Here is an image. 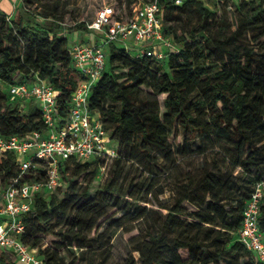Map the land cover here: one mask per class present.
Here are the masks:
<instances>
[{"label": "trees", "instance_id": "1", "mask_svg": "<svg viewBox=\"0 0 264 264\" xmlns=\"http://www.w3.org/2000/svg\"><path fill=\"white\" fill-rule=\"evenodd\" d=\"M22 1L14 19L0 13L3 137L25 136L46 127L35 104L25 112L16 99L9 103L1 85L8 89L47 82L56 91L61 115L67 117L83 78L74 67L72 32L68 34L64 18L26 22L22 7L29 15L28 6H41L43 0ZM136 4L128 0L111 7L118 19L125 20ZM160 4L164 34L179 52L170 51L161 63L149 57L136 59L111 44L106 70L90 97V110L99 114L117 147L115 158L120 149L125 154L117 162L125 159L137 165L141 177L126 185L122 167L92 196L91 185L100 170L94 164L107 158L62 162L68 188L62 196L38 195L24 217L23 241L37 249L46 264H112V241L120 230L139 232L130 239L131 252L123 264H256L240 241V230L248 201L257 185L264 186V0L237 4L187 0L182 6L160 0ZM90 23L76 29L85 35ZM198 138L200 144L193 149ZM155 149L173 160L169 172L175 176L174 203L169 207L160 203L164 190L155 194L158 207L167 213L139 203L145 202L146 186L147 193L156 187L154 179L147 183L144 176L147 170L151 178L158 176L154 169L161 166L152 154ZM183 153L203 156L206 165L184 173L174 159ZM238 170L244 173L245 184H238ZM18 174L17 157L0 154V188ZM259 226L264 233V199ZM0 257L5 264H15L7 254Z\"/></svg>", "mask_w": 264, "mask_h": 264}, {"label": "built area", "instance_id": "2", "mask_svg": "<svg viewBox=\"0 0 264 264\" xmlns=\"http://www.w3.org/2000/svg\"><path fill=\"white\" fill-rule=\"evenodd\" d=\"M171 1L182 6L187 0ZM217 1L237 4L242 0ZM88 29L96 40L75 37L71 41L74 67L83 78L73 94L67 117L61 115L56 91L47 82L15 84L7 89L25 112L28 104H35L46 127L25 136H0V154L13 153L19 165L18 176L0 188V251L11 252L18 264H46L37 249L23 241L27 230L24 217L33 210L38 195L53 194L64 184L61 163L117 156V147L101 117L90 110L92 89L106 70L109 46L116 44L136 59L149 57L161 63L167 61L170 51L179 52L180 48L164 34L160 0L140 1L125 20L118 19L113 7L105 6ZM28 176L39 180H27ZM263 199L264 186L259 184L247 203L240 230V241L256 264H264V233L259 226Z\"/></svg>", "mask_w": 264, "mask_h": 264}, {"label": "rangeland", "instance_id": "3", "mask_svg": "<svg viewBox=\"0 0 264 264\" xmlns=\"http://www.w3.org/2000/svg\"><path fill=\"white\" fill-rule=\"evenodd\" d=\"M131 1L132 3H139L141 0ZM22 2V0H18L16 2L17 13L21 9ZM120 2H128V0H43L41 6H37L36 4L28 6V10L31 12L29 15L25 14L24 8L22 7L21 14L24 15L26 22L31 23H52L54 21V18L63 17L64 27L66 28L68 34L71 35V33L69 32H72V35L70 36L71 44L72 39L75 37H77V39H87V37L91 35V32L85 33L84 35L83 32L76 29L77 25H79L80 23H90L92 20L95 19L98 11H100L103 7H115L118 6V3ZM234 11L235 10H231V13H233ZM33 15H35L36 17H33ZM91 39L93 41V36ZM1 88L3 90L2 93L4 95H8L7 97L9 103H12L14 98L8 94L7 89H5V87L1 85ZM29 110L30 109H28V111ZM183 141L184 136H181V142ZM199 144L200 140L198 138L195 140L191 147L193 149H196L198 148ZM211 149H213V147H211ZM211 149L209 150V155L206 157L209 163L211 161ZM152 154L158 158L159 165L161 166L160 168L156 167L154 169V172L158 173V176L156 178H151L150 170H147L144 176L148 181L147 183H150L154 179L156 187L153 188L149 193H147L146 186L142 194V199L145 202L139 203L147 206L149 209L161 210L167 213L166 210H162L158 207V202L155 198V194L160 190H164L165 193L162 194L159 198L160 203H162V205L166 207H169L174 203L175 176L173 173L169 172L170 167L173 166V160L172 158L166 159L160 150L155 149L152 151ZM118 155V158L123 157L125 155L122 149L119 150ZM118 158L105 159L101 162H97L96 164H94V166L100 165V170L97 179L91 185L92 196L96 195L97 193H100L105 184L108 182V180L115 176L116 171L122 167L125 169V175H127V181L124 182L126 183V185L129 184L130 181L133 180L135 177L136 181L141 177L142 170H138L137 165H133L132 163L126 162L125 159H122V162L118 163ZM174 159L176 161L175 164L181 167L184 173L202 169L206 165L205 158L198 154H177L174 156ZM243 174L244 173L242 172V170H238L236 172V176H238L239 178L238 184H245L246 180L245 177H243ZM80 185L85 187L86 182H82ZM67 188L68 184L64 183L61 188L57 189V191L54 192V194L62 196ZM138 234V230H135L133 233L129 234L125 233L122 230L117 232L112 241V264H123L126 261L131 252L130 239H132ZM134 256L136 260L139 259V255L137 253H135Z\"/></svg>", "mask_w": 264, "mask_h": 264}, {"label": "crops", "instance_id": "4", "mask_svg": "<svg viewBox=\"0 0 264 264\" xmlns=\"http://www.w3.org/2000/svg\"><path fill=\"white\" fill-rule=\"evenodd\" d=\"M17 1L18 0H0V13L7 15L10 19H14L15 16L17 15V11H16ZM91 37L92 36L90 35L89 37H87V39L92 41ZM93 38L94 40H96L97 37L94 36ZM32 105L33 104H28L27 109H30ZM0 254H7L14 260L15 264H18L15 256L11 252L0 251ZM0 264H5L4 261H2L1 257H0Z\"/></svg>", "mask_w": 264, "mask_h": 264}]
</instances>
